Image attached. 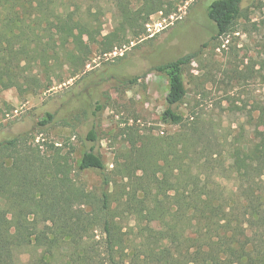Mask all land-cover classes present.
I'll use <instances>...</instances> for the list:
<instances>
[{
  "label": "trees",
  "instance_id": "trees-1",
  "mask_svg": "<svg viewBox=\"0 0 264 264\" xmlns=\"http://www.w3.org/2000/svg\"><path fill=\"white\" fill-rule=\"evenodd\" d=\"M242 1L210 3L208 16L216 37L230 30ZM55 3L0 0V90L8 86L2 81L6 77L17 83L39 81L33 68L45 64L51 69L48 63L65 57L60 52H67L70 38L87 30L73 19L74 12L58 10L52 6ZM116 5L123 19L131 22L142 12L149 18L161 11L163 0H143L139 12L128 0H117ZM50 16L53 32L52 26H41L42 19ZM47 31L50 34H43ZM194 57L188 53L154 68L169 80L167 106L161 114L164 123L184 122L178 109L187 94L184 68ZM137 81L138 77L132 78L127 87ZM60 120L71 126L65 117ZM51 123H56V114L49 111L37 122L41 128ZM256 124L264 129V104ZM26 134L0 139V264H18L17 253L32 243L45 223L51 225L49 247L66 244L74 263L83 258L92 264L85 232L100 226L106 235L102 264H264V135L230 153V185L196 175L181 132L152 142L139 149L142 173L129 175L121 193L115 194L114 181L95 146L84 150L74 166L61 148L48 156L39 145L29 144ZM82 140L98 141L97 130L91 129ZM87 170L100 175L99 194L81 182L79 176ZM118 216L134 217V241L126 236ZM129 241L135 244L130 247Z\"/></svg>",
  "mask_w": 264,
  "mask_h": 264
},
{
  "label": "rangeland",
  "instance_id": "rangeland-1",
  "mask_svg": "<svg viewBox=\"0 0 264 264\" xmlns=\"http://www.w3.org/2000/svg\"><path fill=\"white\" fill-rule=\"evenodd\" d=\"M128 1L133 10H141L143 0ZM212 1L163 0L161 11L149 18L142 12L129 22L121 16L117 0H57L52 6L74 12L73 19L87 30L70 38L67 52H60L65 57L48 63L51 69L45 64L33 68L36 83L4 76L8 86L0 90V139L27 133L29 144L39 145L48 156L59 147L74 166L84 150L95 146L114 181L115 194H120L129 175L142 173L139 149L181 132L196 175L230 185V153L264 135L256 124L264 104V0H243L230 30L217 37L208 16ZM42 20L41 26H52L53 32V17ZM157 20H165L164 28L151 34L147 24ZM188 53L195 57L184 68L187 94L178 108L184 122L167 124L161 114L169 80L154 68ZM134 77L137 83L127 87ZM48 111L56 114V123L41 128L37 122ZM62 117L74 128L64 125ZM93 128L99 140L83 141ZM79 178L88 190L100 193L98 172L87 170ZM117 220L134 241V217ZM50 231V223L41 225L32 243L17 253V263L85 264L83 258L72 261L66 244L51 249ZM105 238L100 226L85 232L92 264H102Z\"/></svg>",
  "mask_w": 264,
  "mask_h": 264
},
{
  "label": "built area",
  "instance_id": "built-area-1",
  "mask_svg": "<svg viewBox=\"0 0 264 264\" xmlns=\"http://www.w3.org/2000/svg\"><path fill=\"white\" fill-rule=\"evenodd\" d=\"M164 23H165V20H157L153 23H148L147 24V30L149 32H151V34H152L153 31L160 30V29L164 28Z\"/></svg>",
  "mask_w": 264,
  "mask_h": 264
}]
</instances>
